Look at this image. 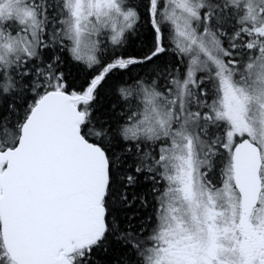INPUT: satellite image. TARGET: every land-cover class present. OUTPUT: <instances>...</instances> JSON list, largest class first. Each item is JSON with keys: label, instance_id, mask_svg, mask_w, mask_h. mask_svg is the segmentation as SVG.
Returning <instances> with one entry per match:
<instances>
[{"label": "snow or ice", "instance_id": "snow-or-ice-1", "mask_svg": "<svg viewBox=\"0 0 264 264\" xmlns=\"http://www.w3.org/2000/svg\"><path fill=\"white\" fill-rule=\"evenodd\" d=\"M0 264H264V0H0Z\"/></svg>", "mask_w": 264, "mask_h": 264}]
</instances>
